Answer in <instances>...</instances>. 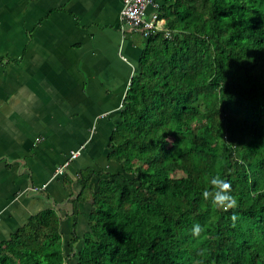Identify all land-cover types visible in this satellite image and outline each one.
Listing matches in <instances>:
<instances>
[{
  "label": "trees",
  "instance_id": "obj_1",
  "mask_svg": "<svg viewBox=\"0 0 264 264\" xmlns=\"http://www.w3.org/2000/svg\"><path fill=\"white\" fill-rule=\"evenodd\" d=\"M157 12L170 35L137 33L107 145L115 169L65 179L75 220L91 201L88 230L65 241L60 214L43 210L0 264H264V0H163ZM216 176L235 208L214 202Z\"/></svg>",
  "mask_w": 264,
  "mask_h": 264
},
{
  "label": "crops",
  "instance_id": "obj_2",
  "mask_svg": "<svg viewBox=\"0 0 264 264\" xmlns=\"http://www.w3.org/2000/svg\"><path fill=\"white\" fill-rule=\"evenodd\" d=\"M122 5L0 0V246L46 209L60 214L65 241L88 230L91 201L75 220L65 179L116 167L107 145L143 50L121 28Z\"/></svg>",
  "mask_w": 264,
  "mask_h": 264
},
{
  "label": "built area",
  "instance_id": "obj_3",
  "mask_svg": "<svg viewBox=\"0 0 264 264\" xmlns=\"http://www.w3.org/2000/svg\"><path fill=\"white\" fill-rule=\"evenodd\" d=\"M157 0H123V5L119 12V19L122 23V30L127 32L140 33L144 38L154 31H164L166 36L170 35L165 29L163 20L159 18ZM151 7V11H147ZM79 154V150H71L68 160L55 170V174H62L65 166ZM33 191L39 190L33 187Z\"/></svg>",
  "mask_w": 264,
  "mask_h": 264
},
{
  "label": "clouds",
  "instance_id": "obj_4",
  "mask_svg": "<svg viewBox=\"0 0 264 264\" xmlns=\"http://www.w3.org/2000/svg\"><path fill=\"white\" fill-rule=\"evenodd\" d=\"M211 183L217 188V191L213 194V200L218 206L224 207L227 205L232 208L237 206L236 198L228 194L231 185L227 181H224L219 176H216L213 177ZM202 231L203 229L200 225H195L193 228V234L195 236H199Z\"/></svg>",
  "mask_w": 264,
  "mask_h": 264
}]
</instances>
